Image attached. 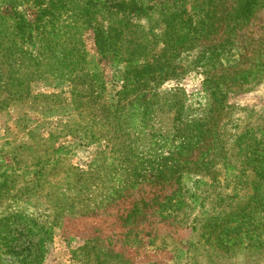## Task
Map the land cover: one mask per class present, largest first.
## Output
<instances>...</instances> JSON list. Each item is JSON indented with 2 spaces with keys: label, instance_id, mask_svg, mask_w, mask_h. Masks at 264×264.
<instances>
[{
  "label": "rangeland",
  "instance_id": "374dc122",
  "mask_svg": "<svg viewBox=\"0 0 264 264\" xmlns=\"http://www.w3.org/2000/svg\"><path fill=\"white\" fill-rule=\"evenodd\" d=\"M4 37L0 264H264V0H0Z\"/></svg>",
  "mask_w": 264,
  "mask_h": 264
},
{
  "label": "trees",
  "instance_id": "16d2710c",
  "mask_svg": "<svg viewBox=\"0 0 264 264\" xmlns=\"http://www.w3.org/2000/svg\"><path fill=\"white\" fill-rule=\"evenodd\" d=\"M246 8L247 7H245L243 10H246ZM32 9H36L37 11H36V13H39L38 14V20L40 19V20H42V18H43V15H41V13H42V11H44V8H41V7H39L38 5H36V4H33V6H32ZM7 11V9L5 10V12ZM11 11V10H10ZM11 13H13V11H11ZM19 13V12H18ZM33 20V19H32ZM32 22V21H31ZM14 24H12V26H11V28L13 27H17L18 29V34H20L21 36H23V37H26L27 38V40H29L30 38H31V35H32V33H31V31L30 32H27L28 31V28H30L31 27V23L29 22L28 23V21L27 20H16V21H14L13 22ZM35 23V22H34ZM38 23V22H37ZM54 28H55V23H54V25H53V32H54ZM26 31V34L24 33ZM95 32L96 33H103V31H102V29L99 27H95ZM23 34H25V36L23 35ZM3 39H5V37L3 38ZM9 40V37H6V39H5V43L6 44H4V42H2L0 45H1V49H0V51L1 52H4L1 56H0V86L2 87V91H0V93H6V95L7 94H9V91L8 90H10L9 88L10 87H12L13 85H12V80L11 79H14V77H9L8 76V67H10V63L8 62V60H10L12 57L10 56V55H8L5 51H7L8 49H9V46L7 45V41ZM24 54H26V52H24V51H22ZM12 66V65H11ZM25 69V71L27 72L26 74H25V72H24V74H22L21 75V73L19 72L21 69ZM28 70V65L27 64H23V65H20L19 67H18V69L16 68V74H18V76H19V80H21V82H20V85H19V87H21V89H22V91H15V93L16 94H18V95H20V99L21 100H23V101H21L22 103H19V105H22V104H34L33 102H36V100L37 99H39L38 97H43V96H38V97H33L32 98V103H30V101H27L26 99H25V97L23 96L24 95V93L23 92H26L25 94L27 95L28 93H27V89H26V87L24 86L25 85V83H28L30 80H31V78H33V72H35V69H33V68H31L29 71H27ZM31 70H33V71H31ZM29 72V73H28ZM28 76V77H27ZM4 97H0V108H3V107H6L7 105H9L10 103V101H7L6 100V97H5V95H3ZM28 96V95H27ZM5 98V99H4ZM47 98V97H46ZM45 98V99H46ZM26 100V101H25ZM31 106H33V105H31ZM37 107H32V109H36ZM230 180V179H229ZM229 199H231V198H229ZM237 227V226H236Z\"/></svg>",
  "mask_w": 264,
  "mask_h": 264
},
{
  "label": "crops",
  "instance_id": "0c3cea01",
  "mask_svg": "<svg viewBox=\"0 0 264 264\" xmlns=\"http://www.w3.org/2000/svg\"><path fill=\"white\" fill-rule=\"evenodd\" d=\"M250 100V99H249Z\"/></svg>",
  "mask_w": 264,
  "mask_h": 264
}]
</instances>
